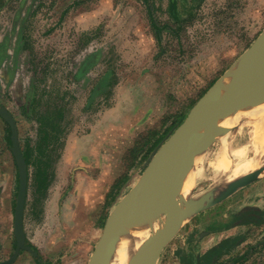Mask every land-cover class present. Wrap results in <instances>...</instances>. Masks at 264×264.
Returning <instances> with one entry per match:
<instances>
[{"label":"rangeland","instance_id":"rangeland-1","mask_svg":"<svg viewBox=\"0 0 264 264\" xmlns=\"http://www.w3.org/2000/svg\"><path fill=\"white\" fill-rule=\"evenodd\" d=\"M172 1L0 0V105L32 154L27 247L10 264H89L115 205L264 32V0ZM6 128L0 117V263L16 253L20 188ZM230 129L235 177L254 149L248 125ZM222 149L218 137L203 155L196 198L224 183L212 167ZM250 207L258 222L230 227ZM210 233L247 240L216 264H264V175L187 223L157 264H196Z\"/></svg>","mask_w":264,"mask_h":264},{"label":"water","instance_id":"water-1","mask_svg":"<svg viewBox=\"0 0 264 264\" xmlns=\"http://www.w3.org/2000/svg\"><path fill=\"white\" fill-rule=\"evenodd\" d=\"M263 47L264 32L197 101L184 122L152 158L139 181L115 205L89 264H114L123 236L133 223L135 211L164 205L167 229L154 235L145 248L127 263L157 264L166 246L187 223L234 191L248 186L264 175L262 167L218 185L198 198L195 197L193 180L203 155L219 137L216 130L221 127V121L237 113L229 111L219 116L220 112L228 100L239 94L241 86L264 77ZM0 116L13 128V153L20 176L14 225L17 249L11 261L0 263L10 264L27 247L24 219L29 168L18 140L15 119L1 106ZM190 183L193 186L185 195V189ZM222 194L226 195L221 197Z\"/></svg>","mask_w":264,"mask_h":264},{"label":"bare ground","instance_id":"bare-ground-1","mask_svg":"<svg viewBox=\"0 0 264 264\" xmlns=\"http://www.w3.org/2000/svg\"><path fill=\"white\" fill-rule=\"evenodd\" d=\"M229 111H237V113L222 120L221 127L216 130V135H219L223 149L217 162L212 164L217 179L224 180V183H228L229 181H233L264 167V77L241 86L239 88V94L227 101L219 116ZM237 125L242 127L248 125L254 153L243 164V168L247 172L230 177L231 173H229L228 163L231 158L229 156L230 152L226 150V145L231 132L230 128ZM245 154L243 153V155ZM201 168L198 169L194 177V184L203 176ZM192 186V183L187 185L185 195L188 194ZM225 195L222 194L221 197ZM162 229H167V213L165 212L164 205L154 208L137 209L133 223H131L129 229L123 236L114 264H127Z\"/></svg>","mask_w":264,"mask_h":264},{"label":"trees","instance_id":"trees-1","mask_svg":"<svg viewBox=\"0 0 264 264\" xmlns=\"http://www.w3.org/2000/svg\"><path fill=\"white\" fill-rule=\"evenodd\" d=\"M176 1L177 0H174L171 3L173 9H175V7H176ZM89 60H87V63L89 62ZM85 66L87 67V65H85ZM1 118L3 119V117H1ZM3 120L7 124V128H6V131H5V133H6V141H7L8 145H9V147L11 148V146L13 145V140H14L13 131H11L10 124L5 119H3ZM39 132H40L41 136L43 135V137H41L42 139H45V138L48 137V131H43V124L42 123H41V131H39ZM23 152H24V155H25V157L27 159V163H28V166H29L32 163V161H31L32 154L30 153L29 150H27V151L24 150ZM246 210H247V212H249L248 215L246 214L247 215L245 217L246 219L241 220L240 218H241L242 214H237L236 215V219L233 221V224L230 227L236 226V225H239V224H250V223H254V222L257 221L256 216L255 215H251V212L257 211V209H254V208L250 207L249 209H246ZM222 248H223V246H219L216 249H214L213 251H210L207 254H205L204 258L202 257L203 263L211 264L215 260V258L217 257L215 255L219 254L220 253L219 250L222 249ZM190 263L194 264L193 261L190 262ZM198 264H199V262H198ZM200 264H202V263H200Z\"/></svg>","mask_w":264,"mask_h":264},{"label":"crops","instance_id":"crops-1","mask_svg":"<svg viewBox=\"0 0 264 264\" xmlns=\"http://www.w3.org/2000/svg\"><path fill=\"white\" fill-rule=\"evenodd\" d=\"M229 230H230L229 231L230 234H234L233 233L234 229L230 228ZM214 234L215 233H210L206 237L202 238V240L200 242V244L202 245V248L199 249V251H197L198 256H197L196 264H198V262H199V264L200 263L207 264V263H203L202 257L204 258L205 254H207L210 251H213L214 249H216L219 246H223V248L219 250L220 251L219 254L215 255L217 257L215 258V260L211 264H216L218 262H222V260H223L222 257H224L226 255L225 253L234 251L232 249H235L239 245L240 246L244 245L247 241L246 239H244V240L239 239L240 241L236 243V242H233L234 237L227 236L226 238L221 239L220 241L213 242V239L215 237ZM220 258H221V260L219 261ZM245 259H246V257H243V255H241V257L238 258L237 260L242 261Z\"/></svg>","mask_w":264,"mask_h":264},{"label":"flooded vegetation","instance_id":"flooded-vegetation-1","mask_svg":"<svg viewBox=\"0 0 264 264\" xmlns=\"http://www.w3.org/2000/svg\"><path fill=\"white\" fill-rule=\"evenodd\" d=\"M256 222H258V220L256 221ZM255 223V222H254ZM250 224H253V223H250ZM208 264V263H207Z\"/></svg>","mask_w":264,"mask_h":264}]
</instances>
